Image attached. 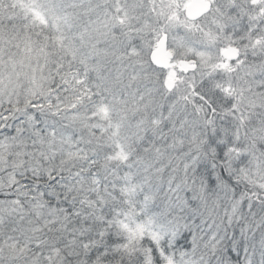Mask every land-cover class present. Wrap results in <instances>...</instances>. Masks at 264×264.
<instances>
[{
	"label": "snow or ice",
	"instance_id": "obj_1",
	"mask_svg": "<svg viewBox=\"0 0 264 264\" xmlns=\"http://www.w3.org/2000/svg\"><path fill=\"white\" fill-rule=\"evenodd\" d=\"M0 264H264V0H0Z\"/></svg>",
	"mask_w": 264,
	"mask_h": 264
}]
</instances>
